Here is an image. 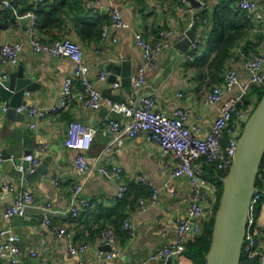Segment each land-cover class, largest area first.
<instances>
[{"label":"crops","instance_id":"crops-1","mask_svg":"<svg viewBox=\"0 0 264 264\" xmlns=\"http://www.w3.org/2000/svg\"><path fill=\"white\" fill-rule=\"evenodd\" d=\"M15 1L21 11L35 3V0ZM203 1L204 8L189 7L190 11L181 12L177 8L178 0H156L154 4L148 0H41L37 8L38 31L42 41L62 34L78 41L84 51V61L89 66L90 79L104 96L123 102L133 95L132 85L121 86L119 74L114 82H110L108 68L112 64L120 66L124 59L131 65L133 80L143 62L134 33L140 31L146 38L156 41L161 30L169 31L171 47L163 49L155 66L146 72L145 84L137 96L150 93L155 101L154 108L167 115L179 106L187 108V123L193 122L200 114V135H204L218 115L219 103L201 105V99L212 84H207L206 78H202L193 65V60H186L185 52L175 48L174 43L193 22L197 12L199 24L195 40L203 52L213 27L215 7L223 1L236 6L238 0ZM253 1L257 12L264 17V0ZM111 6L120 9L124 20V25L115 32V41L111 35L101 36L102 29L110 20ZM202 9L206 11L204 17L201 16ZM26 29V20H16L0 7V46L3 43H23L17 64H6L0 59V73L6 66L16 69L19 64L23 65L24 72L36 84L25 92L24 104L43 107L58 100L62 82L73 71L74 62L66 57L34 52L26 43ZM253 53L264 55V26L254 17L245 22L244 34L235 40L224 65L236 67L240 79H244L243 62ZM102 71L106 73V78L99 81ZM115 82L116 87L112 86ZM74 89L80 91L82 87L75 82ZM250 99L255 100V95L250 94ZM104 109L106 112H103ZM108 119L123 122L124 117L105 107L93 110L77 98L62 110L37 119L35 128L29 126L33 120L13 119L0 110V151L6 156L13 154L18 158L30 150L40 156L39 164H45L44 172L37 179L26 181L12 162L6 160L0 163V211L11 197L27 189L34 201L51 202L58 210L53 222L72 228L75 240L86 244L82 253L68 254V238L56 236L44 228L39 212L34 209H29L23 216H0V227L17 236L19 256L25 264H139L142 261L144 264H161L160 260L148 257L164 244L174 241L176 220L185 215L187 206L194 200L190 181L185 175H172L177 159L172 153L162 151L144 134L124 136L122 145H109L111 131ZM72 120L89 124L96 130L91 146L85 152L89 166L117 164L122 168V181L127 185L123 198L115 197L114 180L96 171L81 173L75 170L74 158L79 151L64 144L67 127ZM38 145L46 146L43 152L36 150ZM207 170H204L205 173ZM143 176L158 189V201L142 210L137 205L138 199L150 195L149 185L141 180ZM75 184H81V196L89 201L90 206L77 216H71L68 209ZM166 184L174 187V196L168 192ZM207 201L208 197L203 204ZM127 214L131 216L133 225L131 235L122 227ZM256 215V226L262 231L264 206H258ZM107 227L114 230L119 248V255L110 259L97 257L99 250H108L99 241L100 230ZM6 240L7 235L0 236V242ZM258 240L263 249L262 233H259ZM0 264H4L2 259Z\"/></svg>","mask_w":264,"mask_h":264},{"label":"built area","instance_id":"built-area-1","mask_svg":"<svg viewBox=\"0 0 264 264\" xmlns=\"http://www.w3.org/2000/svg\"><path fill=\"white\" fill-rule=\"evenodd\" d=\"M148 1L150 4L156 2V0ZM178 1L177 8L181 12L190 11L188 0ZM40 2L41 0H35L31 8L21 11L15 0H0V7L8 11L12 18L27 21L26 43L34 52L69 58L74 62V68L70 74L65 76L58 100L43 107L23 103L14 107L15 110L32 117L33 121L29 126L35 128L37 119L45 117L50 112L62 110L77 98L93 110L105 107L110 112L121 114L124 117L123 122L108 119L107 124L111 131L109 145H122L124 136L135 137L144 134L162 151L172 153L177 159L172 175H185L188 178L194 193V200L187 206L185 215L176 220L174 241L164 244L148 258L160 260L161 264H191L185 253L186 244L201 232L203 222L214 215L213 204L217 195L215 185L204 175V168L207 165L211 166L224 176L232 164L238 137L255 106L253 101L245 103L244 99L254 86L264 84V55L253 53L244 60L243 70L246 73L244 79H240L239 70L236 67H225L221 80L212 84L201 99L202 106L219 103V112L213 120L210 130L206 134L200 135V114L195 116L193 122L187 123L189 112L187 108L179 106L170 115H167L154 108L155 101L150 93L137 96L145 84L146 72L155 66L160 52L171 47L169 31L161 30L156 41L146 38L140 31L134 33V40L141 50L143 62L131 82L133 95L125 102L118 101L104 96L90 79L89 66L84 61V51L78 41L65 34L50 40L42 41L40 39L37 16ZM236 6L244 12L246 18H257L264 26V17L257 12L253 0H238ZM109 15L110 20L102 29L101 36L111 35L112 40L115 41V32L124 25V20L117 7L111 6ZM203 22H207V20L203 19ZM22 48V42L3 43L0 46L1 61L10 65L17 64ZM201 53V49L194 40L185 52V59L194 60ZM105 78L106 73L100 72L98 80L102 81ZM75 82L81 85L80 91L74 89ZM112 86L116 87L117 83H113ZM178 96H182V94L178 93ZM9 107L8 101L0 94V110L4 113ZM95 132V128L91 125L72 120L68 124L64 144L70 149L79 151L74 158L76 171L81 173L96 171L105 178L114 180L116 182L115 197L121 199L127 192V185L122 181V168L117 164H112L109 167L102 164L89 166L86 161L85 152L90 148ZM45 148V145H38L36 150L43 152ZM6 160L12 162L22 176L23 173L31 172L36 168L40 156L28 152L16 158L13 154L6 156L0 151V163ZM256 179L259 184L255 186L251 198L242 255L247 258H256L257 264H264V248H260L258 240L259 233L264 235V229L261 231L256 226L257 215L251 211L252 206H264V167L258 170ZM141 180L150 187V195L147 198L138 199L137 205L143 210L157 203L158 189L144 176L141 177ZM81 187V184H75L72 188L68 209L71 216H77L90 206L89 201L81 196ZM165 187L172 196L175 195L176 191L173 186L166 184ZM5 188L10 190L8 185H5ZM206 197H208V201L203 204ZM29 209L39 212L44 228L56 236L68 238V254L82 253L85 250L86 244L78 243L75 240V231L72 228L59 226L53 222V217L58 210L52 206L51 202L34 201L33 195L27 189H23L16 196L11 197L2 207L0 216L3 218L23 216ZM122 227L128 235L133 234L130 215L127 214L123 218ZM2 235H7V240L0 242V259L4 261V264H25L19 256L20 249L16 244L17 236L10 234L8 229L0 227V236ZM99 241L107 244L109 249L107 251L99 250L97 257L110 259L119 255L116 235L112 228L101 229ZM139 264H144V261Z\"/></svg>","mask_w":264,"mask_h":264},{"label":"water","instance_id":"water-1","mask_svg":"<svg viewBox=\"0 0 264 264\" xmlns=\"http://www.w3.org/2000/svg\"><path fill=\"white\" fill-rule=\"evenodd\" d=\"M188 6L192 9L204 8L205 1L188 0ZM198 24L199 19L195 12L193 22L178 37L174 47L186 52L196 38ZM0 66H2L1 62ZM108 71L110 82H114L116 75L119 74L121 86H131L132 71L128 61L123 59L120 66L112 64ZM35 85L31 76L24 72L23 65L19 64L16 69L10 66L4 67L3 72L0 73V94L9 103V109L4 112L8 117L17 120H33L25 113L17 112L14 107L24 103L25 92ZM103 112L106 110L104 109ZM263 154L264 93L256 101L245 121L237 140L233 162L221 179L222 188L213 218L205 264H239L251 198L255 191V180ZM44 170L45 164L40 163L33 171L23 173L22 178L26 181L35 180ZM104 248L109 249V246L105 244Z\"/></svg>","mask_w":264,"mask_h":264},{"label":"trees","instance_id":"trees-1","mask_svg":"<svg viewBox=\"0 0 264 264\" xmlns=\"http://www.w3.org/2000/svg\"><path fill=\"white\" fill-rule=\"evenodd\" d=\"M202 17L206 15L204 9L201 10ZM248 20L244 12L237 6L231 5L228 1H223L213 10V27L206 42V48L193 60V65L197 68L199 75L206 78L207 84L219 82L222 78V72L225 69V61L230 56V48L235 40L244 34V25ZM264 93V84L254 86L248 96L245 97V103L252 102L250 94L255 95L254 104ZM264 167V154L261 158L259 170ZM205 177L209 179L216 187V200L213 204L214 214L218 205L221 188L222 173L214 170L211 166H205ZM205 172V171H204ZM258 179L255 180V186H258ZM251 211L256 215L258 206H252ZM214 215L203 222L201 232L192 237L186 244V256L191 264H205V256L211 240ZM239 264H256V259L241 256Z\"/></svg>","mask_w":264,"mask_h":264}]
</instances>
